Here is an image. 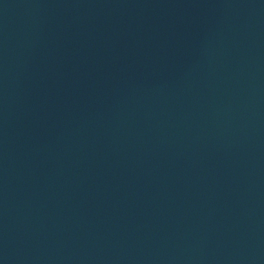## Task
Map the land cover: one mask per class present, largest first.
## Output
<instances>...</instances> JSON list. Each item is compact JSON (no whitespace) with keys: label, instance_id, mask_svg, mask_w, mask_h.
<instances>
[{"label":"water","instance_id":"obj_1","mask_svg":"<svg viewBox=\"0 0 264 264\" xmlns=\"http://www.w3.org/2000/svg\"><path fill=\"white\" fill-rule=\"evenodd\" d=\"M0 264H264V0H0Z\"/></svg>","mask_w":264,"mask_h":264}]
</instances>
